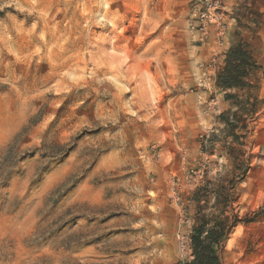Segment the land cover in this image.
<instances>
[{"label": "rangeland", "instance_id": "1", "mask_svg": "<svg viewBox=\"0 0 264 264\" xmlns=\"http://www.w3.org/2000/svg\"><path fill=\"white\" fill-rule=\"evenodd\" d=\"M205 221L264 264V0H0V264H184Z\"/></svg>", "mask_w": 264, "mask_h": 264}, {"label": "trees", "instance_id": "2", "mask_svg": "<svg viewBox=\"0 0 264 264\" xmlns=\"http://www.w3.org/2000/svg\"><path fill=\"white\" fill-rule=\"evenodd\" d=\"M250 57L240 46H233L227 53L226 65L219 73V85L233 88L243 85L253 64ZM227 231L219 224L211 226L206 221L196 227L191 235L193 258L184 264H223L218 248L226 237Z\"/></svg>", "mask_w": 264, "mask_h": 264}, {"label": "built area", "instance_id": "3", "mask_svg": "<svg viewBox=\"0 0 264 264\" xmlns=\"http://www.w3.org/2000/svg\"><path fill=\"white\" fill-rule=\"evenodd\" d=\"M215 6H216V5H214V7H215ZM207 17H208L207 11H206V12H203V13H202V16H201V21L205 23Z\"/></svg>", "mask_w": 264, "mask_h": 264}]
</instances>
